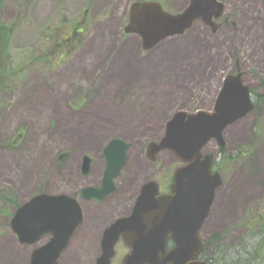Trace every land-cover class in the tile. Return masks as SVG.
<instances>
[{"label":"rangeland","instance_id":"rangeland-1","mask_svg":"<svg viewBox=\"0 0 264 264\" xmlns=\"http://www.w3.org/2000/svg\"><path fill=\"white\" fill-rule=\"evenodd\" d=\"M158 1L170 12L180 13L185 9V6L181 8V3L185 5L187 0ZM134 2L93 0L88 9L87 0H6L1 6L0 21L7 25L19 24L16 36L11 39L12 48L17 52L28 51L32 42H37L48 29L65 20L74 23L84 20L87 27L83 48L65 65L25 66L22 84L4 97L0 105V145L13 140L12 137L20 131H24L25 138L18 150H0V191L8 188L20 200L40 191L53 195H77L79 189L99 182V176L84 177L81 158L83 155L92 157L95 169H102L104 163L98 156V149L115 138L134 145V152L141 160L139 168L153 173L155 165L145 157L148 142L164 136V126L177 112H213L226 77L238 75L235 73L239 71L243 83L253 91L254 102L257 95L264 94V0L228 2V21L224 30L215 33L198 22L184 35L168 39L163 45L173 43L175 46L164 54L136 53L124 47L126 24L121 25L115 31L118 43L113 35L102 38L96 46L88 49L89 54L83 59L89 74H68L71 64L82 61L79 58L94 30L106 24L119 5V23L123 24L125 19L128 21ZM115 46L116 50L108 55L107 48ZM126 54L133 55L134 63L157 55L165 57L158 67L166 69L167 73L161 78L158 74L157 79L149 81L122 79L119 73L130 69L124 62ZM175 60L185 63L174 68L169 62ZM153 70L156 69L150 66L143 69L151 73ZM232 128L233 132L229 133ZM258 141V146L252 148L253 142L257 144ZM224 142V154L217 142H211L205 154H214L216 162L223 165V186L216 192L207 221L218 212L226 221L215 225L206 222L201 240L211 263L246 264L262 241L260 229L249 227L247 222L255 216H251L250 209L264 208V102L253 113L230 126L224 133ZM250 148L252 151L246 158L238 159L240 152ZM63 152H68V158L58 166V155ZM229 156L235 161H227ZM181 165L173 154L167 153L160 157L157 167L162 176H166ZM127 170L131 172L129 165ZM99 172L97 170V174ZM145 175L139 170L136 177L131 175L127 182H118L119 198L111 210L127 215L139 187L146 180ZM8 182L13 184L8 186ZM222 194L231 196L225 199L230 200L228 204L222 203ZM219 198L221 202L217 204ZM12 213V208L0 205V264H11L12 261L29 264V255L20 262L17 257H25V252L31 255L34 248L19 246L15 241L7 244L13 236L10 232ZM82 227L66 251V254L74 253L77 263L67 262V255L63 254L59 264H95L92 258L100 254L98 239L106 225L99 226L87 220ZM94 244L96 248L93 249ZM128 251L123 243H119L112 264H121ZM251 264L264 262L254 259Z\"/></svg>","mask_w":264,"mask_h":264},{"label":"water","instance_id":"water-1","mask_svg":"<svg viewBox=\"0 0 264 264\" xmlns=\"http://www.w3.org/2000/svg\"><path fill=\"white\" fill-rule=\"evenodd\" d=\"M224 9L219 0H190L184 11L172 14L158 1L136 2L125 32L138 35L143 50L150 51L167 38L184 35L198 22L215 32V21ZM253 110L250 88L238 74L226 77L213 112H177L160 143L150 144L152 160L159 152L170 150L182 163L174 173L171 194L158 196L157 184L144 185L131 213L105 230L97 264H111L120 240L130 250L122 264H211L201 260V231L211 215L222 177L213 172L214 155H205L204 150L214 140L224 147L227 128ZM128 148L122 139L110 141L104 150V180L98 187L82 188L80 199L100 202L114 189ZM85 164L89 166L90 158L86 157ZM83 220L78 198L42 193L20 205L10 226L20 244L37 246L30 264H59Z\"/></svg>","mask_w":264,"mask_h":264},{"label":"flooded vegetation","instance_id":"flooded-vegetation-1","mask_svg":"<svg viewBox=\"0 0 264 264\" xmlns=\"http://www.w3.org/2000/svg\"><path fill=\"white\" fill-rule=\"evenodd\" d=\"M135 1H137V0H135ZM251 1H254V0H251ZM219 2L220 3H222L223 5H224V7H225V9H224V13H223V15H222V17L220 18V19H218V20H216V22H217V24H218V26H219V28L217 29V31L219 30V29H222V30H224L225 28H226V26L224 25L227 21H228V18H227V15H226V13H227V6H228V2H230V3H234L235 2V0H219ZM186 4H187V6L186 7H188V5H189V0H187L186 1ZM186 9V8H185ZM199 23H201V24H203V25H205L204 23H202V22H199ZM233 27L235 28L236 27V25H233ZM208 28H212V27H208ZM213 30V29H212ZM216 31V32H217ZM215 32V33H216ZM167 41V40H166ZM166 41H161L157 46H155L152 50H150V51H144L143 49H142V47H141V50H140V53L141 52H145V53H147V54H154V52L157 50V49H159ZM237 65H239V62H237ZM239 69V68H238ZM235 74H241L239 71H237V73H235ZM241 79H242V74H241ZM251 89V88H250ZM251 91H252V89H251ZM253 92V91H252ZM254 103V102H253ZM254 112V111H253ZM252 112V113H253ZM251 114V113H250ZM168 124V123H167ZM167 124L164 126V135H165V132H166V126H167ZM157 135H160V132L159 133H156ZM164 137V136H163ZM163 137H158V140H156V141H151V142H148V144H147V146L145 147V157L147 158V160L150 162V163H152V164H154L155 165V168H154V172L153 173H150L149 172V170L148 169H144V170H142V169H140L139 168V164H140V159H139V156L137 155V153H135L134 151H135V146L134 145H132V144H130V143H128L127 141H125L124 139H122V140H124L126 143H128L129 144V148H128V150H127V158H126V161H125V163H124V165H123V167H122V169H121V173H120V175L115 179V187H114V189L110 192V193H108L104 198H103V200L102 201H100V202H98V201H95V200H89V201H86V200H82V199H80L79 198V191L82 189H79V191L77 192L78 194L77 195H70V196H72V197H75V198H78L79 199V201H80V203H81V205H82V208H83V213H84V220H83V223H82V225L79 227V229L77 230V232L80 230V228H83L82 226L85 224V222L88 220V222H90V223H93V222H95V219H98V217H99V213H101L102 211H105L106 212V215H104V216H101V217H103L104 218V220H103V223L102 224H105L106 225V227H105V229H104V231H102V235L99 237V239H98V245H99V252H100V254H99V256H97V257H95V258H92V260H93V262L95 263V264H97V262H98V259H99V257L101 256V254H102V240H103V234H104V232H105V230L107 229V228H109L115 221H117L118 219H120V218H123V217H127L130 213H131V211H132V209H133V207L135 206V204H136V202H137V199H138V197H139V195L141 194V192H142V188L144 187V185H146L147 183H150V182H152V183H155V184H157L158 185V187H159V194H158V196H161V195H169V194H171V188H172V185H173V182H174V173L175 172H172L171 174H167L166 176H162V171H161V169H158V165H159V163H160V157L162 156V155H164V154H167V153H171L172 154V152L170 151V150H163V151H161V152H159L157 155H155V159L154 160H152L151 158H150V144H152V143H160V141H161V139L163 138ZM24 138H25V133H24V131H20V132H18L15 136H13L12 137V139L13 140H11L10 142H8L7 144L6 143H4L5 145H0V150H5V149H8V150H18L20 147H21V145H20V143L24 140ZM121 139V138H120ZM111 141V140H110ZM110 141H108V143L107 144H105V145H103L100 149H98V156L102 159V161H103V163H104V165H103V167H102V169H100V167H97L98 169H95V165H94V159L92 158V157H90V156H87V155H83V157L81 158V161H82V165H83V167H82V174L84 175V177H94L95 175L96 176H99V182H98V184L97 185H92V186H89V187H98V186H100V184H101V182L104 180V177H105V173H106V169H107V159L104 157V150H105V148L109 145V143H110ZM212 142H215V141H212ZM210 144V143H209ZM209 146V145H208ZM207 148V147H206ZM225 149V148H224ZM252 150H247L246 151V155H249L248 153L249 152H251ZM86 157H89L90 158V164H89V166L88 167H85L86 166V164H85V159H86ZM67 158H68V152H63V153H61L60 155H58V158H57V165L58 166H61V164H62V162H65L66 160H67ZM131 161V162H130ZM129 165V169H130V171L132 172H129L128 170H127V166ZM141 165V164H140ZM225 168V167H224ZM218 169H223V167H222V165L220 166V164H218V162H213V172H218V173H220L221 174V177H222V170H218ZM86 170V171H85ZM97 170H100V172L97 174ZM127 170V171H126ZM139 170L142 172V173H144V174H146L145 176H146V180H145V182L139 187V190H138V192H137V194H136V196H135V198H134V200H133V202H132V207H131V209L129 210V212L127 213V215H121L120 213H118L117 212V210L116 209H113V210H111L115 205H116V203H117V199L119 198V196L117 195V184H118V182L120 181V180H122V182L124 183V182H127L128 181V179H130L131 178V175H134L135 177H136V174H138V172H139ZM147 173H149V174H147ZM159 177V179H156V178H158ZM10 184H13L12 182H8V186L10 185ZM223 186V179H222V185L219 187V189L221 188ZM5 189V188H4ZM3 189V190H4ZM218 189V190H219ZM217 190V191H218ZM40 193H46V192H33L32 193V195H30L29 197H27L25 200H20L19 199V197L16 195V197L18 198V200L20 201V205L21 204H23V203H25V202H27L30 198H32V197H34V196H36V195H38V194H40ZM48 194H52V193H48ZM55 195H57V194H55ZM59 195H61V194H59ZM215 203V202H214ZM84 204H87L88 205V208H89V210L88 211H85V209H84ZM213 206H214V204H213ZM8 207L9 208H12V210H13V213H12V215L15 213V211L20 207H18V208H15V207H13V206H9L8 205ZM212 209H213V207H212ZM256 211L258 212V213H256V215L254 216V217H252L251 218V221H250V219H248V222H247V224L249 225V227H252V226H256V227H258V230L260 229V224H261V222H263V220H264V216H263V214H264V208L262 209V208H257L256 209ZM211 213H212V211H211ZM116 215H118L119 217H116ZM211 216V215H210ZM210 218V217H209ZM206 222H208V221H206ZM258 222H260V224H258ZM205 225V224H204ZM204 227V226H203ZM203 229V228H202ZM76 232V233H77ZM77 238V236H76V234H75V236L72 238V240H71V244H72V242L74 241V239H76ZM262 239H263V236H262ZM263 241V240H262ZM262 241L260 242V248H258V249H255L251 254H250V256H249V258L246 260V264H251V262L252 261H254V259H256V261H257V259H259L261 262H264V246H263V248H261V245H264L263 243H262ZM119 243H123L124 244V242L122 241V240H120L119 241ZM118 243V244H119ZM70 244V245H71ZM117 244V245H118ZM117 245H116V247H117ZM125 245V244H124ZM126 246V245H125ZM127 247V246H126ZM70 248V247H69ZM128 248V247H127ZM129 249V248H128ZM168 249H170V248H168ZM67 252H68V250H66ZM66 251L63 253V254H66ZM204 251V250H203ZM130 252V250L128 251V253ZM128 253L125 255V257L128 255ZM115 255H116V248H115ZM63 256V255H62ZM203 256V255H202ZM115 257V256H114ZM124 257V258H125ZM124 258H123V260H124ZM113 260V259H112ZM123 260H122V262H123ZM201 260H203V257L201 258ZM122 262H121V264H122ZM209 263H211V262H209ZM112 264V263H111ZM211 264H215V263H211Z\"/></svg>","mask_w":264,"mask_h":264},{"label":"trees","instance_id":"trees-1","mask_svg":"<svg viewBox=\"0 0 264 264\" xmlns=\"http://www.w3.org/2000/svg\"><path fill=\"white\" fill-rule=\"evenodd\" d=\"M92 1L93 0H87L89 4L88 9L93 5ZM5 3L6 0H0V9ZM86 27L87 24H85L84 20L78 23L67 22L65 20L56 27L48 29L41 35L37 42H32L28 51L24 50L23 52H17L12 48L11 39L13 36H16L19 30V24L16 22L7 25L0 21V105L4 102V97L10 94V92L16 91V88L24 81L25 66L30 67L32 65H38L39 67H51V65H58L60 67L65 65L71 57L83 47L86 37ZM123 36L127 37V34L123 32ZM262 86L264 88V78L262 79ZM257 96L255 109L260 103L264 102V94ZM257 135L259 136L258 132ZM257 140L260 141V139ZM259 141L257 144L253 142L252 148H256ZM221 153H225L224 148L221 149ZM246 154L247 153L243 150V152L239 153L238 159L246 158ZM227 161H235V159L229 156ZM218 164H220V166L222 165V163ZM218 170L223 171V169ZM1 204L18 208L20 206V201L12 190L5 188L0 191V205ZM250 212L252 213L251 216L258 213L253 209H250ZM258 224H260V222H258ZM260 234L263 236L262 243L264 244V220L260 224ZM202 257L205 261L212 262L207 256L205 246Z\"/></svg>","mask_w":264,"mask_h":264},{"label":"bare ground","instance_id":"bare-ground-1","mask_svg":"<svg viewBox=\"0 0 264 264\" xmlns=\"http://www.w3.org/2000/svg\"><path fill=\"white\" fill-rule=\"evenodd\" d=\"M175 46V44H171V43H167V44H165V45H162L161 47H160V49H157L158 51L157 52H155L154 54L156 55V54H159V53H161V54H164V53H167V51H168V49L169 48H171V47H174ZM165 57H160L159 55H157V56H155L154 58H152V57H150V58H148V59H146L144 62H142V61H140V62H138L137 60H136V62L137 63H134L135 62V60H134V58H133V55L132 54H126V57H124V62H125V64H126V66L128 67V68H130L128 71H123V72H121V73H119V75H120V77L122 78V79H129V78H134L135 80H137V81H145V80H155V79H157V75L158 74H161L160 75V78L161 77H163V75H165L166 73H167V70L166 69H160L158 66H159V64H160V62L163 60V61H165V59H164ZM148 62H150V63H148ZM155 62H156V65H154L155 64ZM134 63V64H133ZM185 62L184 61H181V62H178V60H175V61H170L169 62V64H170V66H172V65H174V68H179L178 66L179 65H181V64H184ZM133 66H135V67H153V68H155L156 70H153L152 71V73H151V71H149V72H147V71H143V69L144 68H135V67H133ZM166 68H168V67H166ZM175 70V69H174ZM198 73H200V70H199V72ZM55 107H57V105H54ZM106 118V120H109V118L108 117H105ZM228 130V129H227ZM233 130H234V128H232V129H230L229 130V133H232L233 132ZM90 143H92V141L90 140ZM228 197H231V196H228V195H221V200H222V203L224 204H228V202H230V200H225L226 198H228ZM246 197V196H245ZM220 198H219V200H218V202H217V204L219 203V202H221V200H220ZM233 200H237V198H235V197H233ZM236 208V205H234V209ZM84 209H85V211H88L89 210V208H88V205L87 204H84ZM222 211V210H221ZM235 213V212H234ZM234 213H233V215H234ZM100 215H99V217H98V219H95V223L97 224V225H101L102 223H103V220H104V218L103 217H101V216H104V215H106V212L105 211H102L101 213H99ZM233 215H231L230 217H232ZM228 219V218H227ZM226 221V218H224L223 216H222V213L221 212H218L216 215H215V213H214V217H212L209 221H208V223H209V225H215V223L216 224H221V223H223V222H225ZM219 226V225H218ZM85 231L86 230H84L83 231V235H84V233H85ZM82 232V231H81ZM82 234V233H81ZM92 247H93V249L94 248H96V246H95V244L94 245H92ZM67 256H66V258H67V262H72V263H77L76 262V257L74 256V253L72 252H69V253H67L66 254ZM24 257H20V256H18L17 257V262H20V261H22V259H23ZM11 264H18V263H16L15 261H12L11 262Z\"/></svg>","mask_w":264,"mask_h":264},{"label":"crops","instance_id":"crops-1","mask_svg":"<svg viewBox=\"0 0 264 264\" xmlns=\"http://www.w3.org/2000/svg\"><path fill=\"white\" fill-rule=\"evenodd\" d=\"M181 6H182L181 8H183L184 6H186V4L184 5L183 3H181ZM118 9H121L120 5L117 6L116 12L111 15V17L109 18V21L106 24H104L102 27L99 26L94 30L93 36L91 37V39L87 43V45H86L87 47L85 48L84 52L81 53V58H79V59H82V61H80V63L77 62L73 65L71 64V66H69V68H68V74L72 75V74H76V73H83V74H89L90 73V70L87 69L88 66L86 65V61L83 58H85L89 54L88 49L96 46L98 44L99 40H101L102 38H105V37L107 38V37H111L114 35L115 36L114 38L117 39L116 42L118 43V37H117L115 31H117L118 28H121V25L123 26L125 24V21H126V19H125L123 24H122V22L119 23ZM123 17H125V14L122 16L121 20H123ZM124 47L131 48L134 52L139 53L141 50V47H142L141 39L138 36L131 35V36L127 37ZM107 49H108V51L106 53L108 55H110L114 52V50H116V46L112 47V48L108 47ZM87 62H88V59H87ZM14 241L17 242L16 238L14 236H12V238L10 239V241L7 242V244L10 245V243H15ZM18 245L20 246L19 243H18ZM28 255L30 256V253L25 252L24 258L27 257V259H28Z\"/></svg>","mask_w":264,"mask_h":264}]
</instances>
